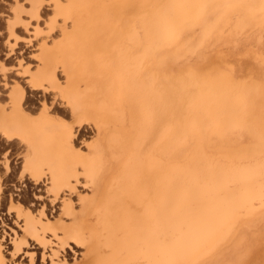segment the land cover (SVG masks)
Masks as SVG:
<instances>
[{"label":"bare ground","instance_id":"1","mask_svg":"<svg viewBox=\"0 0 264 264\" xmlns=\"http://www.w3.org/2000/svg\"><path fill=\"white\" fill-rule=\"evenodd\" d=\"M28 2L34 24L19 11L7 20L11 46L19 38L18 23L29 41L40 39L37 62H17L25 83L5 81L7 99L0 100L6 147L0 150V210L15 225L0 219V264H36L35 249L43 263L69 264L58 249L68 243L60 234L63 216L73 217L72 242L86 248L85 257L75 255L72 264H193L243 216L264 206L261 79H239L232 67L226 72L218 66L167 74L157 64L166 45L189 29L210 33L223 13L237 31L253 20L264 28V0ZM46 2L51 13L44 17ZM25 85L43 92L39 104L26 97ZM86 128L93 132L90 139ZM234 130H247L250 145H227L225 136ZM122 143L129 153L116 177L90 201L100 223L91 242L92 234L83 236L85 223L72 194L80 183L99 182L106 149ZM186 146L184 158L177 159ZM12 155L18 166L11 167ZM3 176H15L21 185L43 183L49 212L46 201L34 203L21 185L14 184L18 194L6 195ZM5 239L11 258L25 255L26 261L7 260Z\"/></svg>","mask_w":264,"mask_h":264},{"label":"rangeland","instance_id":"2","mask_svg":"<svg viewBox=\"0 0 264 264\" xmlns=\"http://www.w3.org/2000/svg\"><path fill=\"white\" fill-rule=\"evenodd\" d=\"M20 1V5H23V7L20 5L17 6L14 0H0V62H5L7 64L4 63L7 68L6 75L0 70V100L7 99L8 87L4 86L5 81L11 83L13 80H17L22 84L25 83V76L20 72L21 69H19L17 62L19 63L21 59L24 61L23 63L31 62L35 64L37 62L35 54L38 53L40 36L36 38L33 37L32 40L29 41L27 39L28 33L25 32L23 26L18 23L16 28L19 34V40L17 39V43L15 42L16 44H13L14 46H11L14 42L12 37H10L8 41L7 20L9 17L14 16L15 12L19 11L24 18L30 19L31 24L35 23V18L30 15L31 9H29L30 5L28 0ZM49 4V2H46L42 7V14L44 17H46V14L51 13V6ZM231 20L232 18H226L223 13L220 16L217 26L214 27L210 33L207 34L204 28H197L195 30L189 29L184 32L181 38L166 45L158 56L157 62L163 73L185 74L190 69L205 73L216 71L215 69L217 66L228 72L232 67L231 70L236 78H247L248 80L257 78L259 80L261 79L260 81L264 84V64L261 63L264 57L263 26L258 24L256 20H253L245 29L237 31ZM40 21L44 29L43 33H46L47 24L43 23V18H41ZM29 28L32 29V26L30 25ZM43 33L40 35H44ZM60 77L63 79L61 74ZM25 86L26 97L35 103L37 102L36 104H39L43 92L41 90H33L27 85ZM178 95L181 94H176V97L181 100L183 95L182 97ZM46 98L47 101L51 102V95H49V93L46 95ZM83 133L88 139L93 135V132L88 130V128L84 129ZM225 139H227V145H231L236 149L239 148V144L244 147L250 145L252 140L247 130L229 131ZM115 145L119 144L116 142ZM122 145L125 146H117L113 150L110 148L106 149L104 154V167L100 173V179L97 184L91 182L86 187H83L80 183L77 185L76 192L72 194L75 213L78 219L83 220L85 223V227L82 229L83 236L85 238H90L92 234L90 238L91 242L96 240L98 236L100 223L95 212L96 208H93L90 201L99 195L98 193L102 191L105 183L113 181L114 177H116L115 173L122 166L129 153L127 150L128 144L122 143ZM0 147L2 152L6 148L1 139ZM188 148L189 146L178 151L177 159H183L184 150H188ZM222 151L232 153L233 150L228 151L224 149ZM0 158H2V156ZM17 159L18 157H15V155L10 157L11 167H14V165L18 166L20 160ZM2 171H4L3 167ZM3 182L6 195H8L9 190L13 191L14 194L20 192V190L14 187V184L21 185L15 176L11 177L9 180H5V176H3ZM24 184L19 188H27L34 203L39 204L42 201H46L48 203L47 211L49 212L51 205L48 202L47 194L43 190V183L34 184L33 182H27L26 185ZM27 186H29V188ZM33 192L36 193L34 197L32 196ZM39 194L42 196L39 197ZM58 205L59 204H57L53 211L51 210L54 215L57 214ZM0 211V219L3 216L4 221L8 225L13 226L14 222L11 216L9 219L8 215H6V210L1 209ZM62 218L66 224L61 229L62 232L60 234L64 236L68 243L64 248H58L59 254L60 256L65 255L68 259V263L72 264L75 255L78 259L85 257L84 253L86 252V248L77 246L70 238V234L74 233L71 226L73 217L63 216ZM1 226L0 220V231ZM13 227H15V225ZM4 241L7 260L13 262L19 260L26 261L27 256L25 257V255L20 256V254H17L11 258L9 254L11 249L6 251L8 247L11 248V244L7 239ZM35 250L36 264H50L49 260L43 263L39 255V249ZM193 264H264V206L258 208L249 215L243 216L234 230L224 240Z\"/></svg>","mask_w":264,"mask_h":264}]
</instances>
